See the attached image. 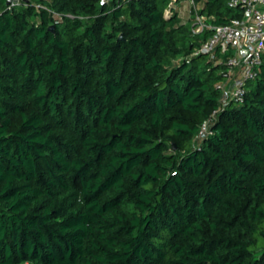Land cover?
<instances>
[{"label": "trees", "instance_id": "16d2710c", "mask_svg": "<svg viewBox=\"0 0 264 264\" xmlns=\"http://www.w3.org/2000/svg\"><path fill=\"white\" fill-rule=\"evenodd\" d=\"M169 1L0 0V264H264V54L222 106Z\"/></svg>", "mask_w": 264, "mask_h": 264}, {"label": "built area", "instance_id": "2783aa9c", "mask_svg": "<svg viewBox=\"0 0 264 264\" xmlns=\"http://www.w3.org/2000/svg\"><path fill=\"white\" fill-rule=\"evenodd\" d=\"M177 1H169L165 17L174 13ZM188 1L194 10L191 23L194 35L209 31L205 38L199 40L193 54H205L213 65L224 66L220 70L223 78L215 85L222 106L228 101L242 102L246 84L257 76L264 54V0H228V7L240 10L241 15L225 24L211 23L207 16L198 12L194 0ZM10 4L17 5L19 0H11ZM218 109L213 110V114ZM208 130L209 120H206L201 124L197 137Z\"/></svg>", "mask_w": 264, "mask_h": 264}, {"label": "crops", "instance_id": "0c3cea01", "mask_svg": "<svg viewBox=\"0 0 264 264\" xmlns=\"http://www.w3.org/2000/svg\"><path fill=\"white\" fill-rule=\"evenodd\" d=\"M184 0H179L176 2V8H175V11H177V14L178 16L183 20V21H186V22H191L192 23V20H193V16H194V12L192 11V9L188 10L190 11V14H185V13H180V8L181 5H182V2ZM179 5V7H178Z\"/></svg>", "mask_w": 264, "mask_h": 264}, {"label": "rangeland", "instance_id": "374dc122", "mask_svg": "<svg viewBox=\"0 0 264 264\" xmlns=\"http://www.w3.org/2000/svg\"><path fill=\"white\" fill-rule=\"evenodd\" d=\"M178 7H179V5H178ZM196 7H197V9L198 8H200V3H197V5H196ZM167 8V7H166ZM180 8V13H185V14H190V11H188V10H190L191 8H192V5L189 3V1L188 0H184L183 2H182V5H181V7H179ZM192 11L194 12V10L192 9ZM219 71V70H218Z\"/></svg>", "mask_w": 264, "mask_h": 264}, {"label": "water", "instance_id": "95a60500", "mask_svg": "<svg viewBox=\"0 0 264 264\" xmlns=\"http://www.w3.org/2000/svg\"><path fill=\"white\" fill-rule=\"evenodd\" d=\"M10 2H11V0H7V4H10ZM49 29L53 31V30H54L53 25H50V26H49Z\"/></svg>", "mask_w": 264, "mask_h": 264}]
</instances>
